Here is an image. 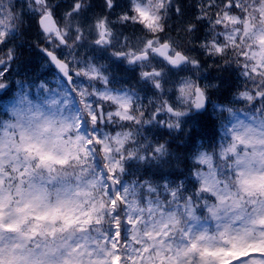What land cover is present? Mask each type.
<instances>
[{
	"label": "snow or ice",
	"instance_id": "6c2138e0",
	"mask_svg": "<svg viewBox=\"0 0 264 264\" xmlns=\"http://www.w3.org/2000/svg\"><path fill=\"white\" fill-rule=\"evenodd\" d=\"M0 108V264H264V0H0Z\"/></svg>",
	"mask_w": 264,
	"mask_h": 264
},
{
	"label": "trees",
	"instance_id": "16d2710c",
	"mask_svg": "<svg viewBox=\"0 0 264 264\" xmlns=\"http://www.w3.org/2000/svg\"><path fill=\"white\" fill-rule=\"evenodd\" d=\"M96 2H100V0H96ZM60 3H61V5L63 4L62 7H66L68 4L71 3V0H60ZM23 39L26 40V41H28L29 43H34L35 40L37 39L36 30L35 29H32L30 32H28L26 34L25 37H23ZM29 55H31V56H37L38 55V52L37 53H31L30 52ZM2 113H3V109L0 108V114H2ZM155 162L159 163V161H151V162H148V164H146V165H139V167H137L138 168V171L136 169L135 174L139 178H144L146 175L149 178H151L150 173H146L145 172V168L147 166H149L150 164L155 163ZM165 170H169V169L167 167H165ZM105 223H107V220H105Z\"/></svg>",
	"mask_w": 264,
	"mask_h": 264
},
{
	"label": "rangeland",
	"instance_id": "374dc122",
	"mask_svg": "<svg viewBox=\"0 0 264 264\" xmlns=\"http://www.w3.org/2000/svg\"><path fill=\"white\" fill-rule=\"evenodd\" d=\"M151 138V137H150ZM130 162H135L136 163V165H139L140 163H142V162H140V161H130ZM133 165V164H132ZM134 166V165H133ZM128 172H129V170H128ZM128 172H127V174H128ZM132 180H135V179H132ZM127 181H129V180H127Z\"/></svg>",
	"mask_w": 264,
	"mask_h": 264
}]
</instances>
